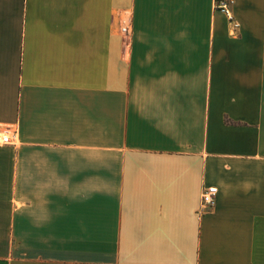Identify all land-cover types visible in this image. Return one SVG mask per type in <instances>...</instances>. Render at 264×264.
<instances>
[{"label":"crops","instance_id":"crops-1","mask_svg":"<svg viewBox=\"0 0 264 264\" xmlns=\"http://www.w3.org/2000/svg\"><path fill=\"white\" fill-rule=\"evenodd\" d=\"M215 1L0 0V264H264V0Z\"/></svg>","mask_w":264,"mask_h":264},{"label":"built area","instance_id":"built-area-1","mask_svg":"<svg viewBox=\"0 0 264 264\" xmlns=\"http://www.w3.org/2000/svg\"><path fill=\"white\" fill-rule=\"evenodd\" d=\"M232 0H216L215 8L221 10L230 20L233 22L232 13L230 10V5ZM234 27H237V23H233ZM128 28L125 26L121 28L122 32H126ZM16 136L15 133H11L8 130L0 128V146L13 145L15 144ZM218 194V189L216 186H206L202 189L201 192V202L200 210L209 211L213 209L216 204V198Z\"/></svg>","mask_w":264,"mask_h":264},{"label":"rangeland","instance_id":"rangeland-1","mask_svg":"<svg viewBox=\"0 0 264 264\" xmlns=\"http://www.w3.org/2000/svg\"><path fill=\"white\" fill-rule=\"evenodd\" d=\"M122 27H124V26H121V28H122ZM125 27L128 28V26H125ZM121 28H120V30H121ZM121 33H122V35L126 38V37L130 34V28H128L127 31L124 32V33H123L122 30H121Z\"/></svg>","mask_w":264,"mask_h":264}]
</instances>
